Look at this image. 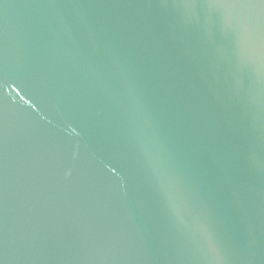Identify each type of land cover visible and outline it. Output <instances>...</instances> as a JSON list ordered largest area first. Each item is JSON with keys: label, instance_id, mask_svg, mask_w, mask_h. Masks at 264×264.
Returning <instances> with one entry per match:
<instances>
[{"label": "water", "instance_id": "obj_1", "mask_svg": "<svg viewBox=\"0 0 264 264\" xmlns=\"http://www.w3.org/2000/svg\"><path fill=\"white\" fill-rule=\"evenodd\" d=\"M0 264H264V3L0 0Z\"/></svg>", "mask_w": 264, "mask_h": 264}, {"label": "snow or ice", "instance_id": "obj_2", "mask_svg": "<svg viewBox=\"0 0 264 264\" xmlns=\"http://www.w3.org/2000/svg\"><path fill=\"white\" fill-rule=\"evenodd\" d=\"M221 2H224V3H247V2H250V0H221ZM260 3H264V0H260Z\"/></svg>", "mask_w": 264, "mask_h": 264}]
</instances>
